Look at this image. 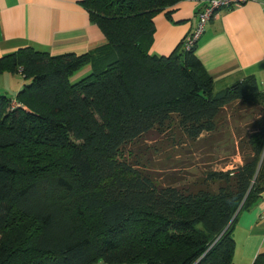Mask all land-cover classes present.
<instances>
[{
  "label": "trees",
  "instance_id": "trees-1",
  "mask_svg": "<svg viewBox=\"0 0 264 264\" xmlns=\"http://www.w3.org/2000/svg\"><path fill=\"white\" fill-rule=\"evenodd\" d=\"M181 1L81 0L105 46L0 58L27 82L0 95V264H235L236 219L264 191V91H216L198 43L150 54ZM162 146L181 155L159 173ZM222 153L241 164L213 166Z\"/></svg>",
  "mask_w": 264,
  "mask_h": 264
},
{
  "label": "crops",
  "instance_id": "crops-1",
  "mask_svg": "<svg viewBox=\"0 0 264 264\" xmlns=\"http://www.w3.org/2000/svg\"><path fill=\"white\" fill-rule=\"evenodd\" d=\"M81 0H0V58L22 48L53 56L94 53L107 40ZM205 0H183L154 18L156 33L151 55L169 56L198 27ZM195 56L214 79L216 91L253 76L264 91V0L223 9L207 24ZM85 68L76 78L88 74ZM16 82L9 90L4 82ZM10 81V82H11ZM2 82V83H1ZM27 82L20 74L0 75V95L15 101ZM11 85V84H9ZM264 191L247 211L239 213L233 236L235 264H253L264 254Z\"/></svg>",
  "mask_w": 264,
  "mask_h": 264
},
{
  "label": "rangeland",
  "instance_id": "rangeland-1",
  "mask_svg": "<svg viewBox=\"0 0 264 264\" xmlns=\"http://www.w3.org/2000/svg\"><path fill=\"white\" fill-rule=\"evenodd\" d=\"M87 75V74H86ZM86 75H83L82 77H85ZM79 77V78H82ZM11 80H7L6 82H4L5 85L3 86H7L6 88L9 90H12L14 92V90L17 88L16 86V82H10ZM2 83V82H1ZM11 84V85H9ZM2 85L0 84V87ZM1 92V91H0ZM9 98H11V95H8ZM15 105V103H14ZM239 128L238 129H242L245 128L246 124L244 123H238L236 124ZM235 125H233L234 127ZM179 150L178 149H172L171 147L167 148V147H160V151L157 152V154H153L152 157V162H151V169L161 173L163 171V169L166 167V163H176V161H180L177 157L181 154L178 153ZM17 156H19V152L15 153ZM179 154V155H178ZM168 155H172L171 157H168ZM199 155H197L198 157ZM215 156V155H214ZM177 158L175 159L174 162H169L167 159L168 158ZM200 157V156H199ZM198 161V158L193 159L191 164L195 165V163ZM214 162L211 163L213 166L217 167V168H221V167H227L229 168H233L234 166L241 164L242 160L240 156H232V154H226V153H222L220 156H216L214 157ZM189 166V165H188Z\"/></svg>",
  "mask_w": 264,
  "mask_h": 264
},
{
  "label": "built area",
  "instance_id": "built-area-1",
  "mask_svg": "<svg viewBox=\"0 0 264 264\" xmlns=\"http://www.w3.org/2000/svg\"><path fill=\"white\" fill-rule=\"evenodd\" d=\"M254 0H205V7L198 15L199 24L197 29L188 36L184 41V48L191 50L195 47L198 41L201 39L205 32V28L209 22H211L216 15L223 9H236L240 8ZM264 217V213H263ZM96 264H109L106 262H98Z\"/></svg>",
  "mask_w": 264,
  "mask_h": 264
}]
</instances>
